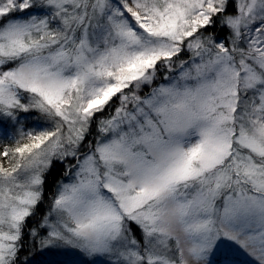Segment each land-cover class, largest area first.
Segmentation results:
<instances>
[{"label":"snow or ice","instance_id":"6c2138e0","mask_svg":"<svg viewBox=\"0 0 264 264\" xmlns=\"http://www.w3.org/2000/svg\"><path fill=\"white\" fill-rule=\"evenodd\" d=\"M0 141V264H264V0H0Z\"/></svg>","mask_w":264,"mask_h":264},{"label":"rangeland","instance_id":"374dc122","mask_svg":"<svg viewBox=\"0 0 264 264\" xmlns=\"http://www.w3.org/2000/svg\"><path fill=\"white\" fill-rule=\"evenodd\" d=\"M1 143H8V141H0ZM2 148V146L0 145ZM67 182V178H65ZM46 203L44 204V208L47 207V200L51 199V192H46ZM31 223V221H30ZM26 251V250H25ZM27 257L21 253V260L24 261ZM42 264H81L82 261H86L91 259L88 256L77 255L71 250H66L64 248L60 249H53L52 252L46 253L44 256L38 258ZM218 260H223L222 257H217ZM230 260L233 259L239 260L242 264H258V262L253 258L250 257L248 254L243 252V250L236 249L231 257ZM234 262V261H233ZM235 264V263H234Z\"/></svg>","mask_w":264,"mask_h":264},{"label":"trees","instance_id":"16d2710c","mask_svg":"<svg viewBox=\"0 0 264 264\" xmlns=\"http://www.w3.org/2000/svg\"><path fill=\"white\" fill-rule=\"evenodd\" d=\"M0 145L3 147L5 144L0 142ZM46 192L49 193L50 191L46 190ZM233 261H234L235 264H242L239 260L233 259Z\"/></svg>","mask_w":264,"mask_h":264}]
</instances>
